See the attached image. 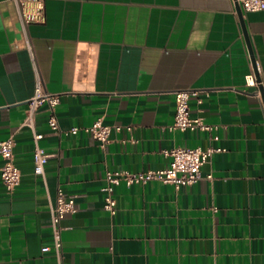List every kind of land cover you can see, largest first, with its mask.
Wrapping results in <instances>:
<instances>
[{"label": "crops", "instance_id": "0c3cea01", "mask_svg": "<svg viewBox=\"0 0 264 264\" xmlns=\"http://www.w3.org/2000/svg\"><path fill=\"white\" fill-rule=\"evenodd\" d=\"M41 1L45 19L27 27L32 54L15 0H0V139L14 136L22 174L9 191L0 169V264H56L42 247L52 244L59 189L76 206L62 221L65 264H264V9L243 11L261 77L248 85L254 68L236 0ZM37 70L61 94L64 132L42 107L40 145L53 154L44 177L22 125ZM179 89L199 91L191 115L217 130L168 129ZM98 119L122 127L105 147L65 133ZM178 145L223 150L194 184L121 182L117 213L103 207L108 169L163 168V150Z\"/></svg>", "mask_w": 264, "mask_h": 264}, {"label": "built area", "instance_id": "2783aa9c", "mask_svg": "<svg viewBox=\"0 0 264 264\" xmlns=\"http://www.w3.org/2000/svg\"><path fill=\"white\" fill-rule=\"evenodd\" d=\"M243 11H256L264 9V0H237ZM19 9L22 25L27 34V27L30 22L43 21L45 19L44 4L41 0H15ZM28 47L32 51L30 38L27 34ZM248 85H258L254 72L246 77ZM196 89H179L175 91L176 111L174 120L169 124L168 129L175 130H203L215 131L218 125L205 122L202 117L191 115L190 97L198 95ZM201 101L200 98H198ZM61 103V94L53 93L46 89L43 79L36 71V83L34 94L29 98L26 109V115L22 123L33 133L34 140V172L37 175L45 176V166L49 158L53 155L47 152L41 145L40 140L44 134L37 130L36 117L39 110L44 107L46 111V120L50 128L57 133H64L60 127L57 107ZM121 125L106 124L102 119L96 120L91 125L72 126L65 131L66 134H77L80 131L90 133L99 141L101 146L105 147L111 141L114 130H120ZM131 129V126H128ZM15 138L13 135L6 139H0V156L3 159L1 165V176L6 188L9 191L14 190L21 182V171L13 161V148ZM222 146H186L178 145L163 150L168 157V165L163 168L149 169L144 171H133L130 169H108L105 175V184L102 187L104 192L103 207L111 214H116L118 210L115 188L121 182L127 186L134 183L146 184L151 180H159L164 183H170L179 189L186 185H191L203 178V167L209 161L210 156L217 151H222ZM212 179L213 173L208 172L205 175ZM75 196L70 195L59 189L54 201L50 204V222L52 229V244L44 245L43 251H53L56 264H65V254L63 245V218L67 213L74 212Z\"/></svg>", "mask_w": 264, "mask_h": 264}, {"label": "water", "instance_id": "95a60500", "mask_svg": "<svg viewBox=\"0 0 264 264\" xmlns=\"http://www.w3.org/2000/svg\"><path fill=\"white\" fill-rule=\"evenodd\" d=\"M236 9H237V13H238V16L240 18V21H241V25H242V29H243V33H244L247 45H248V48H249V52H250V56H251V60H252L253 68H254V72L256 74L257 80L261 82V77L259 75L257 61H256V58H255L253 49H252L251 41H250L249 34H248V31H247V27H246L245 20H244L243 10H242V8H241V6H240V4L238 3L237 0H236ZM261 93H262L263 102H264V86H261Z\"/></svg>", "mask_w": 264, "mask_h": 264}]
</instances>
